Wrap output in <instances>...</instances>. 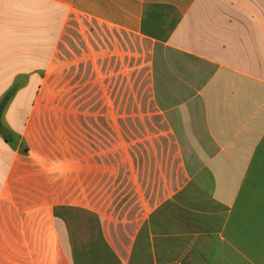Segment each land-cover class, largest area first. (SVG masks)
Instances as JSON below:
<instances>
[{
  "label": "crops",
  "instance_id": "0c3cea01",
  "mask_svg": "<svg viewBox=\"0 0 264 264\" xmlns=\"http://www.w3.org/2000/svg\"><path fill=\"white\" fill-rule=\"evenodd\" d=\"M0 264H264V0H0Z\"/></svg>",
  "mask_w": 264,
  "mask_h": 264
}]
</instances>
